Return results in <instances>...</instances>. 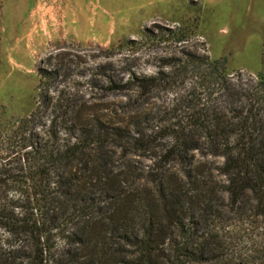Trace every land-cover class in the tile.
<instances>
[{
    "label": "trees",
    "instance_id": "obj_1",
    "mask_svg": "<svg viewBox=\"0 0 264 264\" xmlns=\"http://www.w3.org/2000/svg\"><path fill=\"white\" fill-rule=\"evenodd\" d=\"M163 36L179 49L153 74L102 73L119 121L58 89L57 64L29 114L0 121V264H264V120L224 58Z\"/></svg>",
    "mask_w": 264,
    "mask_h": 264
},
{
    "label": "rangeland",
    "instance_id": "obj_2",
    "mask_svg": "<svg viewBox=\"0 0 264 264\" xmlns=\"http://www.w3.org/2000/svg\"><path fill=\"white\" fill-rule=\"evenodd\" d=\"M178 28L193 49L225 59L226 73L250 92L252 114L264 120V87L256 84L264 77V0H0V121L29 114L38 70L56 64L66 75L58 89L72 86L105 118L119 121L125 97L103 89L102 73L119 76L125 67L153 74L160 55L179 49L164 30ZM210 160L212 167L222 164ZM214 180L209 185L217 187L223 177ZM223 200L233 223L238 214L226 194Z\"/></svg>",
    "mask_w": 264,
    "mask_h": 264
}]
</instances>
